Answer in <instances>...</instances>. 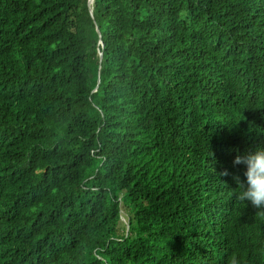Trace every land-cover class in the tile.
<instances>
[{
    "label": "trees",
    "instance_id": "1",
    "mask_svg": "<svg viewBox=\"0 0 264 264\" xmlns=\"http://www.w3.org/2000/svg\"><path fill=\"white\" fill-rule=\"evenodd\" d=\"M88 2L0 0V264H264V0Z\"/></svg>",
    "mask_w": 264,
    "mask_h": 264
},
{
    "label": "clouds",
    "instance_id": "2",
    "mask_svg": "<svg viewBox=\"0 0 264 264\" xmlns=\"http://www.w3.org/2000/svg\"><path fill=\"white\" fill-rule=\"evenodd\" d=\"M236 165L243 166V178L240 175L233 177L238 189L235 192L236 199L248 202L258 209L264 208V147H256L243 155H237L233 159V166ZM231 264H236L235 259Z\"/></svg>",
    "mask_w": 264,
    "mask_h": 264
},
{
    "label": "water",
    "instance_id": "3",
    "mask_svg": "<svg viewBox=\"0 0 264 264\" xmlns=\"http://www.w3.org/2000/svg\"><path fill=\"white\" fill-rule=\"evenodd\" d=\"M93 3H94V0H89V2H88V6L90 8L91 13H92V8H93ZM100 43L102 44L103 42L100 40ZM99 56H100V60H101L103 57L102 52H100Z\"/></svg>",
    "mask_w": 264,
    "mask_h": 264
}]
</instances>
